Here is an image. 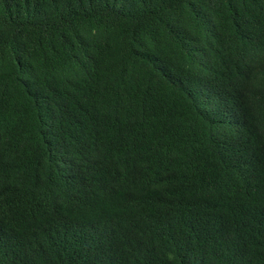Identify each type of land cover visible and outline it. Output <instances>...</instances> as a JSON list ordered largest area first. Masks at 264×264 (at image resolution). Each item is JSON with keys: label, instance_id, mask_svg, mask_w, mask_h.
Segmentation results:
<instances>
[{"label": "trees", "instance_id": "trees-1", "mask_svg": "<svg viewBox=\"0 0 264 264\" xmlns=\"http://www.w3.org/2000/svg\"><path fill=\"white\" fill-rule=\"evenodd\" d=\"M0 264H264V0H0Z\"/></svg>", "mask_w": 264, "mask_h": 264}]
</instances>
